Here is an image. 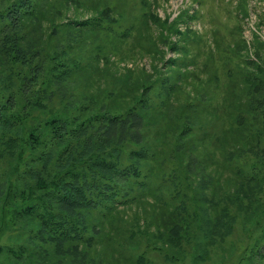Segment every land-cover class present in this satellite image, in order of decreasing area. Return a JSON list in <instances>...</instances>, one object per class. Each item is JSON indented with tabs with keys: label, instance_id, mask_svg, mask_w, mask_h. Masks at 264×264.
I'll use <instances>...</instances> for the list:
<instances>
[{
	"label": "trees",
	"instance_id": "obj_1",
	"mask_svg": "<svg viewBox=\"0 0 264 264\" xmlns=\"http://www.w3.org/2000/svg\"><path fill=\"white\" fill-rule=\"evenodd\" d=\"M132 1L131 8L149 3ZM155 7L153 21L196 41L195 31L177 26L187 16L169 20ZM235 7L238 18L247 17L246 0ZM121 9L107 0H0V264H111L117 255L151 264L149 248L176 262L167 245L186 238L192 225L204 239L202 259L203 247L223 244L238 219L260 230L246 260L264 264V40L253 32L247 41L242 24L230 32L241 78L230 82L234 116L224 131L231 139L218 144L219 161L199 151L194 128L207 125L203 100L193 102L174 85L172 106L149 112V86L138 72L82 63L81 51L103 47L100 30L112 31ZM98 72L107 86L91 89ZM195 88L202 93L206 86ZM155 164L163 167L159 187L148 182ZM211 165L231 174L225 180L233 188H221V199L205 194L213 182L203 169ZM164 173L174 185H166ZM190 174H201L197 186ZM219 186L211 184L213 197Z\"/></svg>",
	"mask_w": 264,
	"mask_h": 264
},
{
	"label": "rangeland",
	"instance_id": "obj_2",
	"mask_svg": "<svg viewBox=\"0 0 264 264\" xmlns=\"http://www.w3.org/2000/svg\"><path fill=\"white\" fill-rule=\"evenodd\" d=\"M107 1L117 5L118 9L122 6L121 13H116L118 20L112 24V31L100 30L103 32L97 39L103 43L100 50L95 48L92 52L91 47L87 51H81L82 63L86 62L91 66H105L109 71L121 75L128 71L138 72L141 82L149 86L144 94V97L147 98V111L149 112L172 106L173 97L170 95V90L174 85L193 102L203 100V121L207 122V125L206 128H194L202 143L199 145V151L206 149L208 153H213V156L220 158L219 161H221L222 151L218 144L223 145L231 139V135L224 129L228 128L225 126L234 116L232 112L234 106L229 101H235L236 88H233L230 82L237 80L238 83L241 78L239 74L240 59L230 50L234 39L233 33L230 32L237 25L242 24L243 36L247 41L252 40L253 32H256L261 40H264V16H262L264 0H246L248 15L244 19L238 18L235 14L238 0H201L202 5L199 0H155V2L158 1V4L155 3V5L152 0H149L148 5L137 4L134 5V8H131L132 0ZM153 6H156L155 10L161 17L168 15L169 20H175L182 14L183 18L187 16L186 21L178 20L177 26L181 30L191 28L193 32L195 31L198 35L196 41L191 42L186 38L178 39L179 35L174 34L168 26H160L153 21L149 16ZM70 13H73V10ZM132 19H135V28L130 29ZM126 28L129 29L126 30ZM125 32H127V37L123 35ZM180 37H184V35L181 34ZM172 41H177L174 50L170 47ZM167 58H171V61H167ZM192 71L198 74L201 83L206 86L202 93L195 88L202 84L198 82L199 80L191 77ZM210 74H213L214 77H208ZM94 78L95 83L91 89H96L99 85L107 86V82L104 80L105 76L101 72L94 75ZM161 78L165 80L164 83H161ZM214 85H219L221 91L214 88ZM200 105L198 106L200 107ZM189 106L192 111L197 109L195 104ZM186 115L189 116V113L182 114L183 117ZM232 145L229 147L234 150ZM152 160L158 163L157 158H152ZM219 168L211 165L203 169V172L207 173L205 176H209L213 182L207 183L205 194L213 200L221 199L225 188H233L231 182L226 183L225 180L230 178L227 176L230 173L227 170L223 173ZM162 171L163 167L155 164V169L149 175L148 182L151 186L159 187L156 182L159 181L160 176L156 175ZM164 176L167 186L174 185L173 175L164 173ZM200 176L201 174H190L191 184L197 186ZM211 184L220 185L216 197L211 194ZM261 199L264 200V193H262ZM192 207L195 208V204L191 205L189 202V209L191 210ZM211 209L210 203L205 204V211H209L211 214ZM249 223L243 224L241 219H238L233 232L223 244L203 247V251L205 250L206 253L202 259L203 252L198 243L202 242L205 245L204 239L196 237L198 233L195 235L196 229L193 225L192 233L188 234L190 237L186 235L187 237L180 239L178 244L167 245L168 251L166 252L174 253L180 257V261L176 259V262H167L156 249L151 250V248H149L147 256H149L151 264H250L245 257L250 252L251 243L260 235V230L252 229ZM154 232H156V228L151 225L148 233ZM150 234L146 235L148 241L151 240ZM123 255L127 260L132 261L131 254H126V251H123ZM117 256H114L115 261L111 264H130Z\"/></svg>",
	"mask_w": 264,
	"mask_h": 264
}]
</instances>
